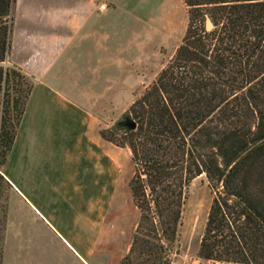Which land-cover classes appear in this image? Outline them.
<instances>
[{
	"label": "trees",
	"instance_id": "1",
	"mask_svg": "<svg viewBox=\"0 0 264 264\" xmlns=\"http://www.w3.org/2000/svg\"><path fill=\"white\" fill-rule=\"evenodd\" d=\"M16 1L0 0V170L34 88L8 64ZM184 1L182 43L123 116L136 129L123 121L100 129L104 140L131 151L134 168L129 189L140 218L119 264L171 263L186 190L202 175L217 195L199 256L264 264V0Z\"/></svg>",
	"mask_w": 264,
	"mask_h": 264
},
{
	"label": "crops",
	"instance_id": "2",
	"mask_svg": "<svg viewBox=\"0 0 264 264\" xmlns=\"http://www.w3.org/2000/svg\"><path fill=\"white\" fill-rule=\"evenodd\" d=\"M188 25L184 0L16 1L8 64L34 88L0 170L20 204L14 220L4 213L1 264L24 246L49 254L39 242L49 234L80 264L112 263L96 245L112 234L106 218L126 148L104 140L101 123L133 105L136 83L166 50L176 53Z\"/></svg>",
	"mask_w": 264,
	"mask_h": 264
},
{
	"label": "rangeland",
	"instance_id": "3",
	"mask_svg": "<svg viewBox=\"0 0 264 264\" xmlns=\"http://www.w3.org/2000/svg\"><path fill=\"white\" fill-rule=\"evenodd\" d=\"M205 25L207 28V22H205ZM173 56L170 50H166L164 54L161 55L159 62L151 64L150 71L145 70L144 73L148 75L150 74V77L147 76L146 78H142L144 84L136 83L133 94L134 100H136L141 93L148 88V84L151 85L156 79L157 75H155V72H157V69H163ZM160 62H163L161 63V66H159ZM129 109L130 107L124 112L119 110L117 115L114 114L115 117H113L115 119L113 118L111 124L107 121H103L101 127H112L117 122L124 121L123 116ZM126 149H120V160L122 161L124 172L121 177L120 186L116 191L115 204L112 207L113 211L108 213V217L106 218V224L111 227L112 234H110V239L106 243L96 245L98 252H103L110 256L111 264H119L129 252L133 235L140 218V213L133 203L129 189V181L133 176L134 168L131 154ZM216 195V191L211 187L205 175L194 179L189 185L186 190V198L182 210V218L178 227L176 242L170 247V264H227L216 261H207L199 256L201 239L204 235L210 209ZM16 198L15 193L9 188L5 180L1 181V239V227L4 224V213L6 212V209H9L12 220L18 215L16 214L17 212L15 211V208H20V204L17 202L18 199ZM39 242H45L47 244L49 254H42L39 248L34 250L36 248L30 249V247L24 246L22 250H18L19 252L16 255L17 259H13L12 264H80L73 252L64 248L56 237L51 236L50 234L47 236H39ZM51 252H53L52 257L50 255Z\"/></svg>",
	"mask_w": 264,
	"mask_h": 264
},
{
	"label": "water",
	"instance_id": "4",
	"mask_svg": "<svg viewBox=\"0 0 264 264\" xmlns=\"http://www.w3.org/2000/svg\"><path fill=\"white\" fill-rule=\"evenodd\" d=\"M206 22H207V29L208 30H211L212 28L215 27L212 19L209 16H206ZM122 124H123V126L127 127L128 129H131V130L136 129V127H137V124L130 119L124 120L122 122Z\"/></svg>",
	"mask_w": 264,
	"mask_h": 264
}]
</instances>
